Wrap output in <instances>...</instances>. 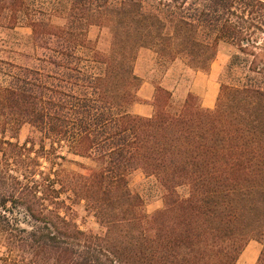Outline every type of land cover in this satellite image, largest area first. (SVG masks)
<instances>
[{
    "label": "trees",
    "instance_id": "16d2710c",
    "mask_svg": "<svg viewBox=\"0 0 264 264\" xmlns=\"http://www.w3.org/2000/svg\"><path fill=\"white\" fill-rule=\"evenodd\" d=\"M20 27L0 56V264H238L264 245V0H0ZM223 46L213 109L188 93L174 111L152 82L153 115L131 112L141 50L209 72ZM136 171L163 190L151 215Z\"/></svg>",
    "mask_w": 264,
    "mask_h": 264
},
{
    "label": "rangeland",
    "instance_id": "374dc122",
    "mask_svg": "<svg viewBox=\"0 0 264 264\" xmlns=\"http://www.w3.org/2000/svg\"><path fill=\"white\" fill-rule=\"evenodd\" d=\"M56 22L60 21L56 19ZM2 30V34L0 35L1 57H7V51H9L10 49H13L14 51H22L26 47V44H29L30 42L31 31L27 27H20L17 30L3 28ZM98 33L99 31L97 28H92L90 32V37L95 39L98 36ZM2 49L4 50L3 52L1 51ZM5 49L7 50L6 52ZM231 54L232 49L230 47H221L220 51L218 52V55L212 63L210 71L201 72L204 74H210L213 72L215 73V75L218 76L217 83L219 89L216 97V102L220 92L221 82L227 81L224 77V74L226 71V67L230 62ZM136 73L144 81L150 80L151 82L155 83H163L164 86H175V88L180 85V95L173 96L174 104L172 105V109L176 111L183 105L187 97H184L183 95L189 88L193 76L198 72L188 69V67L181 59L170 63L165 70V67L161 66L160 62L158 61L157 55L153 51L143 49L141 50L136 63ZM30 131L31 128L29 126H24L22 128L19 136V141L21 143H24L26 141L30 134ZM71 159H73L74 161L83 162L86 165H90V162L86 160H81L74 157H71ZM68 167L74 171L79 170L76 164H69ZM129 182L132 191L142 197L145 205L144 209L147 214L151 215L163 208V190L161 189L160 185L158 184L155 178H148L141 171H136L130 176ZM181 193L185 195L186 191L182 190ZM81 227L83 230H89L94 233H98L101 231L100 227L98 226V224H96L95 219L93 217L87 218L86 223L83 224Z\"/></svg>",
    "mask_w": 264,
    "mask_h": 264
},
{
    "label": "crops",
    "instance_id": "0c3cea01",
    "mask_svg": "<svg viewBox=\"0 0 264 264\" xmlns=\"http://www.w3.org/2000/svg\"><path fill=\"white\" fill-rule=\"evenodd\" d=\"M2 28H0V35L2 34ZM218 76L215 73L204 74L201 72L196 73L190 83L189 88L184 97L188 93L196 94L200 98V103L205 109H213L216 104V97L218 94ZM166 89L170 90L173 93V96L180 95L181 87H170L164 86ZM156 92L155 85L150 81H144L142 87L138 92L139 98L142 100L141 103H137L131 108V112L135 115L142 117H151L154 113V108L152 105L154 96ZM263 250V245L256 241L252 240L249 242L245 250L242 252L238 264H259V259Z\"/></svg>",
    "mask_w": 264,
    "mask_h": 264
}]
</instances>
